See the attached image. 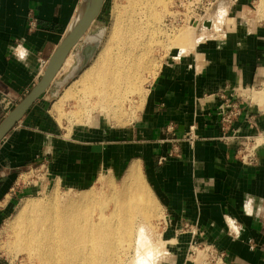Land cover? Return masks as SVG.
Returning a JSON list of instances; mask_svg holds the SVG:
<instances>
[{
	"label": "crops",
	"instance_id": "obj_1",
	"mask_svg": "<svg viewBox=\"0 0 264 264\" xmlns=\"http://www.w3.org/2000/svg\"><path fill=\"white\" fill-rule=\"evenodd\" d=\"M261 3L231 0L218 32L171 50L139 116L126 126H109L97 117L71 134L62 132L40 113L52 85L0 143V234L15 209L24 172H47L54 182L86 187L103 171L123 176L138 161L165 213V238L177 243L167 249L166 264H189L197 242L217 246L227 264H264V148L257 164H245L237 156V142L221 139L220 125L227 99L240 91L264 90ZM81 4L0 0V92L19 102L32 90ZM31 12L39 23L34 32L28 28ZM254 93L240 100L242 112L233 124L242 135L264 129V101ZM193 127L194 143L185 136ZM248 199L252 216L244 210ZM226 217L240 227L238 238ZM0 264H8L1 250Z\"/></svg>",
	"mask_w": 264,
	"mask_h": 264
},
{
	"label": "bare ground",
	"instance_id": "obj_2",
	"mask_svg": "<svg viewBox=\"0 0 264 264\" xmlns=\"http://www.w3.org/2000/svg\"><path fill=\"white\" fill-rule=\"evenodd\" d=\"M88 1H84L83 8ZM261 2L262 8L264 0ZM150 4L149 0H130L123 15L121 5L115 2L108 29L104 35H97L101 42L96 55L64 89L52 106L53 112L61 115L67 102L79 99L73 113L88 121L92 106L87 98L95 96V108L100 107L114 121L130 118L133 121L139 116L146 96L147 75L153 71L154 48L162 45L160 35L170 30L165 23L152 29L141 26L149 21L146 13ZM223 5L218 7L217 21L212 24L218 31L227 14ZM153 16L160 20L158 15ZM182 34L179 30L175 40ZM133 93L138 94L140 105L132 109L133 115H127L124 104ZM253 96L264 101V90L255 91ZM113 180L112 175L103 171L98 180L99 189L92 187L62 195L56 192L42 199L25 198L5 231L8 253L17 255L26 251L43 264H93L95 261L124 264L125 258L127 264L131 261L155 264L159 250L148 241L146 224L151 207L157 208L159 202L144 178L141 165L134 161L123 174L120 186H115ZM134 246H137L136 252Z\"/></svg>",
	"mask_w": 264,
	"mask_h": 264
},
{
	"label": "rangeland",
	"instance_id": "obj_3",
	"mask_svg": "<svg viewBox=\"0 0 264 264\" xmlns=\"http://www.w3.org/2000/svg\"><path fill=\"white\" fill-rule=\"evenodd\" d=\"M84 0H82L83 2ZM151 2V7L150 10L146 13L149 17V21L147 24H141L142 27L146 26V29H152L154 26H159L161 23L167 24L170 30H167L166 35H160V37L163 39V42L161 43L162 45H158L154 48L153 54L155 55V61L153 62V71L151 75H147L148 79L147 82L145 83V90L149 89L152 81L154 80L157 70L160 68V64L163 63L165 57L170 53L171 50L176 48L177 46H182L183 43L189 42L191 40H197L200 36H203V34L208 33V34H214V28L211 30H207L206 27L208 26L207 23L209 24V28L212 27V24L214 25V22L217 20L211 15L213 18V23L210 17V14H216L218 7L223 3V7L227 9V12H229V4L231 0H215L214 5L212 7L211 13L208 15H205L201 19H197V16L201 12H205V9L202 10L199 8H196L195 15L192 17V19L188 22L189 17L191 16L193 10L195 7H191L189 4L185 5H180L179 1H177V6L174 8L171 4L173 0H161V2H157L156 0H149ZM115 2H118L121 5V11L124 14H126V10L128 9V5L130 0H106L103 6V9L98 17V19L95 21V23L92 25L90 31L88 32L90 36L92 35H104L106 30L108 29L110 22H111V14H112V9L114 7ZM201 5V4H200ZM179 10V14H177L176 11ZM153 14L158 15L160 20H156L153 16ZM203 14V13H202ZM229 14V13H228ZM78 16V15H77ZM76 16V18H77ZM75 18V20H76ZM227 18V15L224 18V21L222 25H219L220 28L221 26L225 25L224 22ZM206 19H210L209 21H206L203 24V21ZM74 20V21H75ZM149 27V28H148ZM166 28V27H165ZM174 28V29H173ZM173 29V30H172ZM176 29V30H175ZM183 32L185 34L184 36H180L179 39L175 40V35L177 32ZM220 30V29H219ZM218 30H216L217 32ZM174 41V42H173ZM84 41L81 42L79 46H82ZM78 46V49L80 48ZM77 49L73 50L72 53L69 56V61L68 63H65L63 66L61 72L58 74L56 81L58 83H55L52 87V91H50L49 94V100H47L46 104H44V108L42 107V110L40 113L43 116H49L50 120L52 123L55 124L57 128H59L62 132L68 131L69 134L73 132V129H79V127H85L89 126L93 123V121L97 120L98 118H104V122L107 123L109 126L113 127H119V126H126L127 124L132 121V119L128 118L129 120H124V121H118L117 119H110V117L106 116L105 113H103L100 109V107L95 108V96L87 98V103L91 104V119L86 120V119H81V115L74 114L73 112L77 110L78 108V103L79 99H72L71 101L67 102L65 106L63 107L62 114L58 115L57 113L52 111V106L53 104L58 100L59 96L62 94L64 89H66L72 81L75 79H70L69 82L64 86V82L68 80L70 74L73 72V69L77 65V57H76ZM155 75V76H154ZM75 92H78V89L75 90ZM5 96L4 98H0V123L3 121V119L10 113V111L24 98H22L19 102L18 100H15L12 96H10L6 91H1L0 96ZM146 98V96H145ZM145 101V100H144ZM140 99L138 97V94L133 93L130 95L128 101L124 104V110L127 111L126 114L133 115V108H136V105H140ZM144 105V102H143ZM143 105L141 109L143 108ZM140 109V110H141ZM138 111V110H137ZM139 112V111H138ZM138 114V113H137ZM22 126V125H20ZM48 126L45 127V129ZM23 128V127H22ZM20 129V128H19ZM63 133V134H64ZM114 180L113 183L115 186H120L121 185V178L122 176L120 175H112ZM100 177V176H99ZM99 177L90 185L86 187H75V188H70L67 184H63L60 182H54L49 174L47 172H24L21 179H20V184L19 186V197L15 201V209L12 213L10 214L6 221L4 222L2 226V231L0 234V250L1 254L8 264H43L42 260L39 259L36 256H30L26 251L19 252L17 255L14 253H8V250L6 248L5 242L7 241V227L8 223L13 217V214L16 213L18 207L20 206L21 202L28 197H36V198H43L48 196L49 198L54 194H64V193H69V192H77L83 191L89 188H96L99 189V184L98 180ZM34 182L32 185L31 183ZM30 183V184H29ZM34 185L35 189L27 190L24 191L25 187H29L31 189V186ZM58 188L57 190H55ZM149 220L147 221L146 224V233L148 237V241L153 245L157 246L159 252L157 253V258L155 259L156 263L155 264H166L168 261V257L166 254L167 249H171V246L175 247L176 241H170L165 238L166 235H164V226H165V213L163 209L160 207V205L157 204V208L151 207V211H149ZM142 224V223H141ZM144 225V224H142ZM6 231V232H5ZM177 244V243H176ZM136 247L134 246L133 249H135L136 252ZM139 249V248H138ZM137 249V250H138ZM164 250V252L162 251ZM133 252V254L135 253ZM122 258L123 255L121 254ZM125 263H128V260L125 258ZM100 261H95L93 264H100ZM130 264H133L131 261Z\"/></svg>",
	"mask_w": 264,
	"mask_h": 264
},
{
	"label": "water",
	"instance_id": "obj_4",
	"mask_svg": "<svg viewBox=\"0 0 264 264\" xmlns=\"http://www.w3.org/2000/svg\"><path fill=\"white\" fill-rule=\"evenodd\" d=\"M84 1L81 4L78 16L73 22L70 30L50 56L39 82L0 123V143L25 117L37 100L40 99L52 85L58 83L56 81L57 76L73 50L77 49V65L73 69L68 80L63 83L64 86L70 79L77 77L96 55L101 40L97 35H88V32L98 19L106 0H89L83 8ZM207 25L209 26L208 23ZM82 41H84V44L79 46ZM78 46L80 47L79 49Z\"/></svg>",
	"mask_w": 264,
	"mask_h": 264
},
{
	"label": "built area",
	"instance_id": "obj_5",
	"mask_svg": "<svg viewBox=\"0 0 264 264\" xmlns=\"http://www.w3.org/2000/svg\"><path fill=\"white\" fill-rule=\"evenodd\" d=\"M177 1H179L180 5L189 4L191 7H195L191 16L189 17L188 22L192 19L195 15L196 8L202 10L205 9V12H201L197 19H201L205 15L211 13L212 7L214 5L215 0H176L175 4L173 5L174 8L177 6ZM201 4V5H200ZM177 9V8H176ZM178 15L179 10L176 11ZM203 13V14H202ZM227 12L226 15H228ZM215 18L216 14H210ZM216 19V18H215ZM210 19H206L203 21V24ZM212 23L213 18L211 17ZM28 28L30 32H34L38 29L39 23L35 16V13L31 12L28 14ZM213 28V27H212ZM206 29L210 30L211 28L206 27ZM200 37V36H199ZM247 91V90H246ZM256 91L255 88L251 89L250 92H238L237 94L233 95V98L227 99L221 106V119L220 125L222 130V140H234L237 142V156L238 158L248 165H255L257 164L258 152L261 148H264V129L257 130L251 134L242 135L238 132V130L233 129V124L238 116L242 112V107L240 104V100L243 98H252V95L249 93H254ZM249 95V96H248ZM5 96H0V98H4ZM248 96V97H247ZM225 97V96H223ZM192 143L195 141V129L192 128L191 132L185 135ZM186 228H195L193 224H188L185 226ZM189 264H227L224 253H222L217 246L207 242H197L194 243L191 247V254H190Z\"/></svg>",
	"mask_w": 264,
	"mask_h": 264
},
{
	"label": "clouds",
	"instance_id": "obj_6",
	"mask_svg": "<svg viewBox=\"0 0 264 264\" xmlns=\"http://www.w3.org/2000/svg\"><path fill=\"white\" fill-rule=\"evenodd\" d=\"M252 199H248L245 202V206H244V210H245V214L252 216L253 215V207H252ZM257 215H259V213H257ZM227 223L229 224L230 230L231 232L235 233V238L239 237L240 234V227L237 226L236 221L226 217Z\"/></svg>",
	"mask_w": 264,
	"mask_h": 264
}]
</instances>
